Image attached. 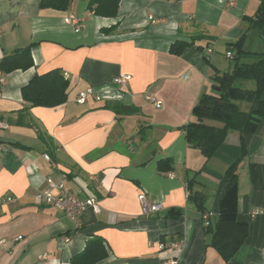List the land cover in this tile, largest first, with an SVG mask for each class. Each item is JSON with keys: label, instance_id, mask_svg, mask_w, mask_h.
I'll return each mask as SVG.
<instances>
[{"label": "crops", "instance_id": "0c3cea01", "mask_svg": "<svg viewBox=\"0 0 264 264\" xmlns=\"http://www.w3.org/2000/svg\"><path fill=\"white\" fill-rule=\"evenodd\" d=\"M40 1L0 0V60L29 48L33 61L25 71L0 70L7 126L0 129V264H70L93 236L108 252L97 264H264V118L243 135L236 222L246 236L227 261L210 239L224 173L240 157L239 134L231 131L205 159L184 133L199 98L215 91L216 76L232 71L231 45L244 37V52H264V28H250L259 0H118L113 18L88 12V0H73L66 11L41 9ZM68 16L77 24L64 23ZM175 42L189 44L180 56L170 53ZM53 70L69 83L67 101L24 102L21 89ZM120 75L131 77L128 86L111 87ZM88 88L101 99L78 103ZM120 105L127 109L116 114ZM165 159L172 164L166 173L157 166ZM48 179L96 206L74 219L37 203ZM190 192L204 197L202 209ZM140 195L161 210L144 214Z\"/></svg>", "mask_w": 264, "mask_h": 264}, {"label": "trees", "instance_id": "16d2710c", "mask_svg": "<svg viewBox=\"0 0 264 264\" xmlns=\"http://www.w3.org/2000/svg\"><path fill=\"white\" fill-rule=\"evenodd\" d=\"M73 0H41V9L66 11ZM118 0H88L86 10L95 16L113 18L118 13ZM251 29L264 28V0H259V9L250 20ZM244 37L231 46L235 49V62L230 73L216 76L215 91L203 94L192 110L193 121L184 126L186 143L197 149L205 159H210L226 141L228 134L237 132L240 137V157L229 165L224 173V193L218 202L219 217L212 231L210 245L214 247L224 260H229L243 243L246 236V225L236 222L237 217V168L247 155L243 135H251L256 131L258 123L264 118V52L246 53L242 50ZM188 42H175L170 53L180 56L188 46ZM250 58L252 61H240ZM33 66L29 48H24L0 60V70L10 73L16 70L25 71ZM251 85V86H249ZM69 83L56 70L43 75H35L21 89L22 100L31 107H56L64 104L68 97ZM242 105L246 106L244 110ZM127 107L120 105L114 108L116 114L124 112ZM160 172L172 170L169 159L158 162ZM191 189V188H190ZM189 199L203 208L204 197L197 193H189ZM241 231L240 242L233 241V235ZM104 241L97 236L86 241L84 249L70 264H97L108 256ZM233 244V246H232ZM227 245L232 250L228 255L223 253Z\"/></svg>", "mask_w": 264, "mask_h": 264}, {"label": "built area", "instance_id": "2783aa9c", "mask_svg": "<svg viewBox=\"0 0 264 264\" xmlns=\"http://www.w3.org/2000/svg\"><path fill=\"white\" fill-rule=\"evenodd\" d=\"M64 23L73 26L77 24V20L72 16H68L64 19ZM226 57L232 59V54L228 52ZM130 80L131 77L129 75H120L111 80L110 86L115 89H125ZM88 96H94L96 100L101 99V96L96 88H88L86 91L79 94L77 102H84ZM146 100H150V102H153L154 105L159 108L160 102H154L152 95H146ZM6 127L7 126L0 121V129H5ZM45 158L46 160H50L48 156ZM47 183L46 189L41 191L36 197V202L39 204L59 209L64 212L65 215L74 219L78 218L87 208H94L96 206V202L93 199L81 201L71 191H69L62 182H55L52 179H48ZM138 198L141 202V209L144 214L156 213L162 208L160 203L148 205L142 195ZM256 214V212L253 213V216Z\"/></svg>", "mask_w": 264, "mask_h": 264}, {"label": "water", "instance_id": "95a60500", "mask_svg": "<svg viewBox=\"0 0 264 264\" xmlns=\"http://www.w3.org/2000/svg\"><path fill=\"white\" fill-rule=\"evenodd\" d=\"M4 143H10L12 142L11 140H3Z\"/></svg>", "mask_w": 264, "mask_h": 264}, {"label": "rangeland", "instance_id": "374dc122", "mask_svg": "<svg viewBox=\"0 0 264 264\" xmlns=\"http://www.w3.org/2000/svg\"><path fill=\"white\" fill-rule=\"evenodd\" d=\"M232 63V62H231Z\"/></svg>", "mask_w": 264, "mask_h": 264}]
</instances>
